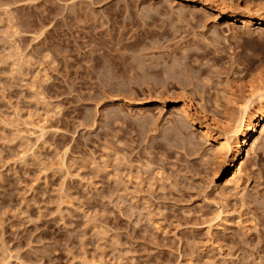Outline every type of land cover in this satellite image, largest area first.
Instances as JSON below:
<instances>
[{
  "label": "rangeland",
  "instance_id": "obj_1",
  "mask_svg": "<svg viewBox=\"0 0 264 264\" xmlns=\"http://www.w3.org/2000/svg\"><path fill=\"white\" fill-rule=\"evenodd\" d=\"M256 4L0 0V264H264V135L227 185L212 125L264 91Z\"/></svg>",
  "mask_w": 264,
  "mask_h": 264
},
{
  "label": "bare ground",
  "instance_id": "obj_2",
  "mask_svg": "<svg viewBox=\"0 0 264 264\" xmlns=\"http://www.w3.org/2000/svg\"><path fill=\"white\" fill-rule=\"evenodd\" d=\"M252 6L253 7L249 9V14L244 13L242 8L237 6L234 12V19L242 22L244 27L254 22L259 23V26H264V4ZM253 96L258 98L257 108L251 111V104L253 101L250 102V99L245 101V104L239 109V116L233 121L231 128L229 125H224L218 120H212V125L221 128L224 131V137H226L225 141L217 140L215 145L216 154L222 161L229 160L228 166L230 168L235 167V170L227 176V185L238 180V175L244 168L245 159L250 157L255 146L264 135V91L256 92ZM188 107L189 106L186 105H181L179 107V110H181L180 112L187 117L190 116ZM200 133L208 139L213 137L211 126L200 127Z\"/></svg>",
  "mask_w": 264,
  "mask_h": 264
}]
</instances>
